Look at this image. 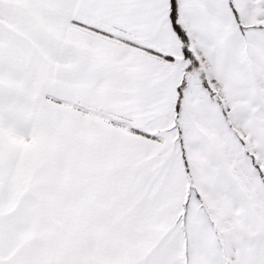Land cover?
<instances>
[{"label":"snow or ice","instance_id":"6c2138e0","mask_svg":"<svg viewBox=\"0 0 264 264\" xmlns=\"http://www.w3.org/2000/svg\"><path fill=\"white\" fill-rule=\"evenodd\" d=\"M0 264H264V0H0Z\"/></svg>","mask_w":264,"mask_h":264}]
</instances>
